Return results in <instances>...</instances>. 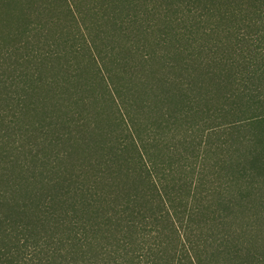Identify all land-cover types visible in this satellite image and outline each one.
Masks as SVG:
<instances>
[{"label":"trees","instance_id":"trees-1","mask_svg":"<svg viewBox=\"0 0 264 264\" xmlns=\"http://www.w3.org/2000/svg\"><path fill=\"white\" fill-rule=\"evenodd\" d=\"M10 1L26 24L0 34V57L34 48L23 72L0 64V264H264L198 221L264 196V0H0L6 28ZM59 7L80 47L49 29ZM104 26L130 47L113 69L94 51ZM40 31L86 69L47 78L67 55ZM80 91L97 97L71 117Z\"/></svg>","mask_w":264,"mask_h":264},{"label":"rangeland","instance_id":"rangeland-1","mask_svg":"<svg viewBox=\"0 0 264 264\" xmlns=\"http://www.w3.org/2000/svg\"><path fill=\"white\" fill-rule=\"evenodd\" d=\"M4 1V0H3ZM17 2V0H15ZM11 2V1H10ZM13 4V9L12 11L14 12L15 16H14V22L8 26V28H6L4 26V23L0 22V34H8V29L13 31L14 28H21L24 26L23 23H25L23 20H21V16H19V6L13 2H11ZM38 17L41 16V18L49 16V14L45 13V7L46 3H42L41 1H39L38 3ZM57 6V5H55ZM60 12L57 13V15L59 16V18L61 19V22L58 25L53 26V28H49L52 32V34L57 37L59 34H64V40L67 42H70L71 44H73L74 46H78L80 47L82 43H84V40L81 39V35L80 38L75 37L73 35V33L76 32V29L73 28L72 29V24H70L66 19L65 16L63 15V12L61 10V8L59 7ZM43 15V16H42ZM26 24V23H25ZM23 25V26H22ZM24 28V27H23ZM130 33V32H129ZM49 35L48 39L50 41L47 42V34L43 33L40 31L38 38L41 39V41L44 43V46L47 48V50L49 52H54L57 51L61 54L66 53L67 55V59H59V60H55V58H50L49 60H46L47 62V72L45 73V76H47V78L50 77H54L55 79H57L59 82H63L65 83V72L63 69V65L67 63V61L70 60V64H72L73 67H75L73 64H78L80 65L79 68H84L86 69L87 65H88V61H87V52L86 51H82L79 54H74L73 53V49L70 48L69 46H73V45H68L66 47L63 46V44H61L62 46H59L56 50L55 48H51L49 47L48 43L51 44V46H53L54 44L52 43L51 40H53L55 37L53 35ZM97 33L94 31V35H96ZM100 34H102V38H96L97 41V45L99 46V51H97L98 47L94 49L95 51V55L103 57V58H107V63H108V67L110 69H113L115 66L119 67V63L121 62H113L111 60V57L113 56L116 59H121L122 58V54H126V50L130 47H127L129 45V43H127L126 41L123 42L122 39H120L121 37L119 36H114L112 32L110 31H106V26L103 27L102 32H100ZM131 34V33H130ZM20 39V38H19ZM22 38L21 37V42L16 44V49L13 50L11 52V54H13V57L11 59H9L6 56L0 57V59H2L0 62V64H2L3 68L7 69L8 74L11 72V70H13V68L16 65V61L19 60L20 62V69L21 72H23L24 70H26V68L30 67L31 65H28L26 63L27 60L31 59V55H32V50L34 48L33 45H30L29 48H25L23 46V42H22ZM39 39V40H40ZM136 38H132L130 40H134ZM38 40V41H39ZM7 44H10V40L7 39L5 41ZM25 42V39H24ZM63 43V42H62ZM125 46V47H124ZM22 48V51H17V49ZM5 53V52H4ZM100 53V54H99ZM110 55L111 57L107 56ZM32 59H35V57H32ZM131 63L133 64L134 62L131 61ZM33 67L35 65V61L32 63ZM116 67V68H117ZM77 74H75L76 76ZM77 80V85L78 88L75 90H82V88H85L89 85L91 86H95L94 83H96V80H94L89 76L86 77H82V78H77L74 79ZM68 83L71 84L72 81L69 80L68 78ZM66 86V84H65ZM96 95V94H95ZM97 96H93V94L88 93V92H83L80 91L79 93H77L75 95V97L73 99H70L71 102L70 103V116H77L78 113H82V110H84V102H80L79 105H77V103L75 101H81L83 99H87V107L92 106L94 103V98H96ZM100 97V96H99ZM130 101H132V104L134 105L135 109L137 108V101L135 100L134 96H130ZM101 101V100H100ZM252 201H254V203L252 204L253 206H251V208L249 209L248 207V200L246 199H242L241 197H238L237 200V208L235 210H233L231 213V220L229 222H227L228 224L226 225H222L221 222V218L219 216V211L222 210V208L218 207L217 205L214 206V210H216L214 212L213 215H209L207 218L203 216H198V221L203 222L206 221L207 219H210L211 221H213V228L216 231H219V227L222 228L223 226H226V228L224 230H229L231 237L234 240H239L241 242H245L249 247H253V250L256 251L258 250L259 252H262L264 250V207H263V203H264V196L262 198H260V196H256L253 197L251 199ZM217 202V200H216ZM204 225H206L205 223H203ZM218 229H217V228Z\"/></svg>","mask_w":264,"mask_h":264}]
</instances>
